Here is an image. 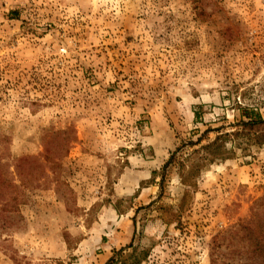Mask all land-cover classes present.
Instances as JSON below:
<instances>
[{
  "label": "rangeland",
  "instance_id": "rangeland-1",
  "mask_svg": "<svg viewBox=\"0 0 264 264\" xmlns=\"http://www.w3.org/2000/svg\"><path fill=\"white\" fill-rule=\"evenodd\" d=\"M245 108L264 0H0V264H262L264 145L179 168Z\"/></svg>",
  "mask_w": 264,
  "mask_h": 264
},
{
  "label": "trees",
  "instance_id": "trees-1",
  "mask_svg": "<svg viewBox=\"0 0 264 264\" xmlns=\"http://www.w3.org/2000/svg\"><path fill=\"white\" fill-rule=\"evenodd\" d=\"M195 114L197 113L195 112ZM232 127L233 128L231 130H225V131L222 130L223 127L218 128L217 129L218 134L216 135L214 140L202 144L200 148L197 149V152L200 154L197 160H194L191 163V165H187L185 160L190 159V157H188L187 159H184L183 161L179 162V166H180L179 168L181 170L186 167L190 168L188 170L189 175L196 174L201 168V162L203 161L206 162L208 160H211L210 153L212 151L225 149L226 142L228 140H236L242 137L245 140H247L248 143L257 144L259 146L264 145V117L259 111L252 108H245L243 113L241 114L240 119H237L236 123H234ZM204 138H205L204 136H201L196 141H190L188 144L193 146L197 144H201ZM180 150L181 148H178L176 151L171 153L169 160L163 166V173H165L166 169L176 160L177 153ZM16 186L17 185H14L11 181L7 180V185L5 186L4 189H2L1 198L2 200L7 201V203H5V207L10 206L11 207L10 211H17V204L15 205V201H17V194L14 191V188H16ZM255 205H257V209L253 211V214H254V219H256L257 221L256 228L258 229L255 245L259 255L262 257V264H264V216L262 214V211L259 210L260 206L264 208V197ZM133 247H134L133 243H130L126 247L116 251L115 254L119 256V258L113 257L110 259L109 263L110 264H120V262L126 263V260L124 259L126 255H124V252L126 251V249Z\"/></svg>",
  "mask_w": 264,
  "mask_h": 264
}]
</instances>
